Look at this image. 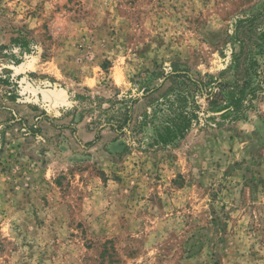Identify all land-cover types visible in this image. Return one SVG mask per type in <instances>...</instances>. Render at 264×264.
<instances>
[{
  "label": "rangeland",
  "instance_id": "1",
  "mask_svg": "<svg viewBox=\"0 0 264 264\" xmlns=\"http://www.w3.org/2000/svg\"><path fill=\"white\" fill-rule=\"evenodd\" d=\"M262 32L264 0H0V264H264V73L237 122L142 126L174 68L264 66Z\"/></svg>",
  "mask_w": 264,
  "mask_h": 264
},
{
  "label": "trees",
  "instance_id": "2",
  "mask_svg": "<svg viewBox=\"0 0 264 264\" xmlns=\"http://www.w3.org/2000/svg\"><path fill=\"white\" fill-rule=\"evenodd\" d=\"M21 36L13 39L14 42L20 41ZM259 53L264 57V32L260 35ZM26 44H22L24 47ZM244 52L238 54L235 60V70L242 69L238 63ZM257 53L253 51L246 55L243 64V70L241 75L238 76L233 83L230 82H211L203 83L193 78H190L186 73L174 68L173 72L169 76L163 75V83L158 87L152 89H145V94H153L162 90L165 82H170L172 85L162 95L161 102L157 103V106L153 108V113H146L145 119L142 122V126H147L149 123L154 125V129L157 132L156 143L160 145L176 144L183 138H185L191 131L192 127L199 121V115L204 114L207 118L205 121L214 122L215 125H221L217 120L220 118L222 121L237 122L241 120L246 114V110L250 106H244V101L249 96V102L251 105L252 99L255 97V93L260 87V76L264 73V66L261 67L256 60ZM264 61V59H263ZM257 78L256 86H253L255 79ZM209 88L208 92V109L206 112H202L201 107L197 102V95L204 93ZM81 100L85 99L84 96H78ZM122 110V109H121ZM115 110L112 106L105 109V113ZM120 111V110H118ZM122 113V112H115ZM130 112L127 110L123 113L125 119L120 124H108L115 131H122L129 124ZM220 113L219 115H215ZM158 114L160 116L158 117ZM160 119L159 123L153 122L150 119Z\"/></svg>",
  "mask_w": 264,
  "mask_h": 264
}]
</instances>
